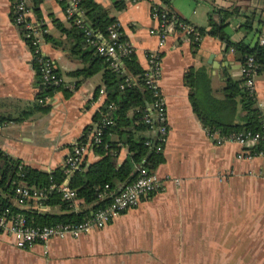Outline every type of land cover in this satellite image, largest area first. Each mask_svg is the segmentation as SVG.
<instances>
[{
  "label": "crops",
  "instance_id": "crops-1",
  "mask_svg": "<svg viewBox=\"0 0 264 264\" xmlns=\"http://www.w3.org/2000/svg\"><path fill=\"white\" fill-rule=\"evenodd\" d=\"M60 1L42 0L38 14L33 11V0L28 4L42 54L53 61L65 86H70L68 92H54L46 100V109L36 110L33 53L23 29L13 23L14 0H0V153L45 173L63 166L73 144L95 123L93 117L105 100L102 71L86 79L73 75L84 64L69 51L62 29H69L70 23ZM94 1L118 21L122 37L144 71L145 53L158 47L153 33L157 21L151 8L162 5L160 1ZM239 6L240 12L251 8L260 11L264 10V0H170L169 9L197 29L207 26V22L198 23L201 15ZM236 15L238 25L241 18ZM242 38L236 34L233 40ZM161 56L159 86L168 134L162 151L164 162L153 173L165 181L163 190L142 197L136 207L117 215L105 227L77 238H54L18 249L8 234L0 232V264H264V158L238 159L239 146L212 145L192 110L190 90L184 83L188 69L204 70L210 79L211 96L223 101L225 79H243L241 64L218 39L203 36L194 43L178 31L168 37ZM254 92L264 121V74L255 77ZM198 93L202 98L201 89ZM236 101L233 117L229 111L220 112L234 124L241 115L239 99ZM204 109L211 111L209 106L204 105ZM138 134L154 140L156 131L149 128ZM110 137L112 141L120 138L116 134ZM118 148L117 161L122 163L129 156L128 147L119 141ZM99 158L90 150L83 163L88 167ZM9 202L13 203L11 198ZM89 207L81 199L73 203L74 211ZM21 209L52 215L71 212L34 200Z\"/></svg>",
  "mask_w": 264,
  "mask_h": 264
},
{
  "label": "trees",
  "instance_id": "trees-1",
  "mask_svg": "<svg viewBox=\"0 0 264 264\" xmlns=\"http://www.w3.org/2000/svg\"><path fill=\"white\" fill-rule=\"evenodd\" d=\"M41 1L33 0V11L36 14L39 13L38 6ZM159 1L168 15L173 16L176 22H185L172 14L171 9H169L170 0ZM60 3L63 5L64 11L70 7L69 0H61ZM73 8L72 16L67 19L70 28L62 29L67 40H69L70 53L78 55L79 61L84 64L83 68L75 71L73 75L86 79L102 71L105 100L93 119L98 122L102 115L107 114L113 124L103 130L100 144L92 149L100 157L99 160L88 167L82 162L80 169L73 172L68 179V186L75 191L76 199H81L90 206L83 211H74V202L63 200L61 194L56 190L50 191L47 197L38 203L49 207L59 205L65 210H70V213L52 215L39 213L35 210L24 211L21 208L13 207L9 199H12L14 188L18 184L22 183L37 189H47L51 184L59 186L64 183L65 175L62 167L50 173L40 172L22 166L18 160L0 153V189L5 195L3 196L0 192V210L8 207L13 214H21L30 224L40 227L82 222L110 203V196L99 197L106 185L111 192H117L124 185L135 180L138 167L143 166L153 172L164 162L162 152L155 150L154 144L157 142L149 137L139 135L151 128L143 121L147 106L151 102V95L143 87V70L138 64L135 54L121 58L119 71H114L109 62L100 56L87 41L85 29L91 32V39L98 37L103 41L108 37V27L116 20L110 16V11L107 8L97 4L94 0H76V5ZM262 13L264 10L259 11L255 8L249 9L247 14H241L237 7L229 10L214 9L207 15V26L197 28V30L202 37L209 36L218 39L224 45L225 51L232 49L235 60L241 65L248 58H252L257 74H264V44H260V38L264 35ZM233 15L241 18L236 29L243 30L244 36L239 41L232 40L231 34L225 31L228 25L226 21ZM42 38L46 41H52V38L47 35H42ZM120 40L126 41L122 35ZM25 41L33 51L30 41L28 39ZM32 63L37 75L34 108L43 110L46 109V100L54 92L59 90L68 92V89L64 85L54 86L44 83L39 75L36 61L33 60ZM54 73L60 77L57 70ZM126 78H130L131 85H126ZM224 82L222 92L225 98L223 101H217L211 96L210 79L204 70L190 68L184 75V83L190 90L189 99L192 110L206 130L209 132L217 131L223 136L241 131H260L264 121L256 107L255 95L249 94L246 90L244 79L234 81L227 77ZM122 85L124 86L123 89L120 88ZM199 89L202 91V98L199 97ZM98 92L99 88L96 89V95ZM237 98L239 99L241 115L239 122L234 124L232 118L227 119L229 117L227 115V117H222L220 112L229 111L228 113H232L231 117H233L237 113ZM110 105H113L114 109L110 108ZM204 105L209 106L211 111H206ZM87 130L88 128L85 132ZM112 134L120 136L119 140L112 141L110 137ZM119 141L128 147L129 152V156L122 163L117 161ZM149 141L151 145H147ZM262 150L263 146L259 143L250 151L251 154H257ZM119 186L121 187L119 188Z\"/></svg>",
  "mask_w": 264,
  "mask_h": 264
},
{
  "label": "built area",
  "instance_id": "built-area-1",
  "mask_svg": "<svg viewBox=\"0 0 264 264\" xmlns=\"http://www.w3.org/2000/svg\"><path fill=\"white\" fill-rule=\"evenodd\" d=\"M30 0H14L13 5V23L24 30L23 36L30 41L33 48V60L38 65V72L42 81L54 86L64 85L61 77L57 76L55 64L51 59L44 56L40 50L41 40L37 26L29 20ZM137 3L140 0H130ZM70 7L66 9V19H69L76 5V0H69ZM151 15L157 21L156 31L153 33L158 38V47L156 50L145 53L146 69L142 74V83L151 95V102L147 106L146 113L143 117L145 124L149 125L156 131L154 144L157 152H162L168 134V123L165 101L160 93V74H161V52L165 47L168 37L174 32L182 33L186 38H191L194 43L201 40L198 30L187 25L184 22H176L173 16H169L167 11L161 5H153ZM80 24V22H78ZM107 41L103 42L98 37L91 39V32L85 29V35L88 37V43L94 47L97 53L104 57L114 71L120 69V59L134 53L133 48L128 41H121L122 35L118 21L110 25L107 29ZM260 44H264V35L260 38ZM233 52L232 49L229 50ZM244 86L249 94L254 95V79L257 76L256 66L253 59L248 58L240 69ZM127 86L131 85L130 78L125 79ZM123 85L120 87L123 89ZM110 108L114 109L113 105ZM113 124L112 120L106 114L102 115L100 121L95 122L88 130L73 144L72 149L62 166L65 175V181L59 186L51 184L47 189H37L28 187L22 183L18 184L13 191L12 206L22 208L27 201H42L52 190L61 194L65 201L74 202L76 194L65 183L68 182L70 175L79 170L82 165L85 154L92 150L101 142L103 130ZM210 143L215 146L224 144H234L241 148L237 154L238 159L250 160L254 157L264 158V124L260 131H241L227 136L220 135L219 132L207 131ZM261 143L263 150L257 154H251V149ZM151 145V142H147ZM177 182V181H175ZM165 181L159 179L153 172L143 166L137 168V175L133 182L124 185L117 192H111L106 185L104 190L99 194L100 198L110 196L111 201L107 207L98 210L89 218H85L77 224H57L54 226H34L30 224L21 214H13L10 208L0 210V232L8 234L18 249H28L37 243L45 244L50 239H63L65 237L77 238L87 235L91 231L101 229L108 225L110 221L124 211L136 207L141 198L163 190Z\"/></svg>",
  "mask_w": 264,
  "mask_h": 264
},
{
  "label": "rangeland",
  "instance_id": "rangeland-1",
  "mask_svg": "<svg viewBox=\"0 0 264 264\" xmlns=\"http://www.w3.org/2000/svg\"><path fill=\"white\" fill-rule=\"evenodd\" d=\"M235 3V2H234ZM234 5V4H233ZM238 8V10H240V6L239 7H237ZM241 14H247V10H244L243 12H240ZM201 17H203V19H201V20H199L198 21V23L200 24V25H204L206 22H207V16H206V13H205V15L204 16H202L201 15ZM261 18L264 20V13H262V15H261ZM236 17L235 16H233V17H229L228 19H227V23H228V25H227V27L225 28V31L227 32V33H230L231 34V39L233 40V39H235V36H236V34H238V35H243L244 36V31L243 30H237L236 28L238 27V25L236 24ZM241 22V21H240ZM239 22V23H240ZM202 37V36H201Z\"/></svg>",
  "mask_w": 264,
  "mask_h": 264
},
{
  "label": "water",
  "instance_id": "water-1",
  "mask_svg": "<svg viewBox=\"0 0 264 264\" xmlns=\"http://www.w3.org/2000/svg\"><path fill=\"white\" fill-rule=\"evenodd\" d=\"M65 184L68 185V182H66Z\"/></svg>",
  "mask_w": 264,
  "mask_h": 264
}]
</instances>
